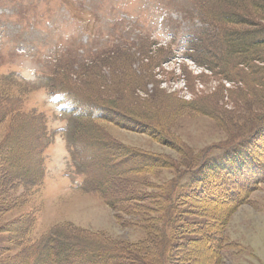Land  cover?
<instances>
[{"label":"rangeland","instance_id":"1","mask_svg":"<svg viewBox=\"0 0 264 264\" xmlns=\"http://www.w3.org/2000/svg\"><path fill=\"white\" fill-rule=\"evenodd\" d=\"M233 12L262 28L257 60L232 71L193 61L207 54L209 16ZM78 94L87 115L96 103L123 105L148 133L122 118L74 120L86 111ZM14 114L34 116L51 143L36 189H18L0 166V264H34L51 236L125 247L150 264H264V0H0V145L23 130ZM105 140L103 156L93 143L103 152ZM239 149L255 162H229ZM130 151L159 164L113 174ZM222 159L227 180L196 181ZM213 189L216 204L191 196Z\"/></svg>","mask_w":264,"mask_h":264},{"label":"trees","instance_id":"2","mask_svg":"<svg viewBox=\"0 0 264 264\" xmlns=\"http://www.w3.org/2000/svg\"><path fill=\"white\" fill-rule=\"evenodd\" d=\"M225 1H237V0H225ZM237 3V2H236ZM238 4V3H237ZM243 6V5H241ZM247 6H243L242 9H246ZM209 28L202 29L203 33L200 34L202 40V46H206L207 54L204 56L199 51H193L190 58L195 61L199 65L203 64H211V66H216V63H224V66L228 67L230 71L234 69H240V67H251L249 64H246L248 61L252 63L257 58L254 54L260 50L261 51V34L262 28L251 30L248 26H256L255 24H248V19L240 14L233 12L230 15L222 16L219 19V23L215 21L212 16H209ZM232 25V26H229ZM246 25L241 29H236L238 26ZM248 25V26H247ZM216 26V27H215ZM229 26V27H228ZM215 27V30L212 31V28ZM244 29V30H243ZM212 31V32H210ZM243 39H247L248 41L243 42ZM219 42L221 44V48H224L225 51H221V56L214 55L212 53V49L214 43ZM194 47L196 44L193 43ZM253 55V57H252ZM259 60V58H258ZM213 64V65H212ZM246 64V65H245ZM204 66V65H203ZM209 67V66H207ZM209 67V70H212ZM227 69V70H228ZM228 74V73H226ZM29 87V85L27 84ZM82 90V89H81ZM68 95L74 96V93L69 91H64ZM78 98H82L81 100L83 103H77L76 108L82 109L83 107L87 110V103L85 100V96H81L78 94ZM11 105L13 107V102L11 101ZM110 106H99L97 103L94 105L93 113L87 115L86 111L81 116H77L76 120H83L87 117V119L91 118L93 121L95 120H108L110 122H114L115 124H119V118L125 119L127 122H130L129 130L136 131L140 133H148L146 130V124L143 128H139L140 124L143 123L140 118L135 116L134 114H125L127 112L124 109L123 105L119 104H110ZM122 110V111H120ZM109 112L110 117L106 115V112ZM95 113V118L93 119V114ZM97 114V115H96ZM18 120L19 119L16 114H14ZM42 115V114H40ZM43 116V115H42ZM41 116V117H42ZM25 119H22L23 122V130L21 134H16L15 132L11 133L7 139L0 145V166H9L13 172V176L17 179L15 184L17 185L18 189L20 188H29L36 189L40 187V181L42 177V170L40 166V155L42 151L51 143L50 136L45 132V127L35 121L37 120L34 116L31 115H24ZM90 119V120H91ZM140 120V121H137ZM136 121V122H135ZM136 126V127H134ZM153 129V127L151 126ZM26 138L27 142H26ZM104 146L108 151L110 146L107 144L108 141L105 140ZM34 143V144H33ZM108 145V146H107ZM131 155L129 157V161L123 160L118 166L122 168L125 174H136L139 172H149L150 168H153L159 164V157L158 156H150L148 154L142 152H132L130 151ZM230 156L229 162L233 161L237 165H241L245 163L246 165H252L255 160H249V154L241 153L240 149L235 151V153L230 152L228 154ZM119 156L120 153H119ZM224 160L222 159L219 162H207V169L208 172L204 174L207 180H204L200 177L197 178L198 183H203L204 181H209L214 179L216 181V185L218 181L222 178L226 180L231 176L232 172L226 174L227 169L224 171L223 174V165ZM131 163L130 166H127ZM214 163V164H213ZM212 165V166H211ZM211 166V167H210ZM217 168V169H216ZM216 170H218V174H216ZM227 175V177H225ZM225 186L223 185V189ZM211 193L207 195L202 194H195L191 196H204L207 197L205 201L219 202L218 198V190L213 189L210 191ZM57 232V231H54ZM57 238L55 236H51L50 240H47L40 252L39 256L34 261V264H118L119 259L122 258L128 259L129 261H134L142 264H150L153 260H138L130 255L127 252L125 247L117 248V249H86L80 247L77 244H58ZM127 254V256H126ZM123 256V257H122ZM126 256V257H125ZM105 257V258H104ZM125 257V258H124ZM114 258V260H112ZM124 258V259H123ZM106 259V261H105Z\"/></svg>","mask_w":264,"mask_h":264}]
</instances>
